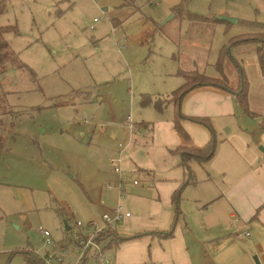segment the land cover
<instances>
[{
    "label": "rangeland",
    "instance_id": "374dc122",
    "mask_svg": "<svg viewBox=\"0 0 264 264\" xmlns=\"http://www.w3.org/2000/svg\"><path fill=\"white\" fill-rule=\"evenodd\" d=\"M3 3L0 26L15 59L0 73V264H26L29 250H55L46 264L74 263L76 220L89 232L88 219L99 224L103 212L126 206L132 193H164L163 182L182 177L180 161L173 164L161 145L162 133L153 138L156 120L174 117L166 98L185 80L180 69L215 74L224 57L233 78L232 60L243 66L262 44L244 40L264 34V11H254L259 0ZM219 14L240 20H213ZM118 154L121 197L111 164ZM198 165H191L195 176L205 175ZM62 246L68 252L58 262ZM83 264L98 261L88 257Z\"/></svg>",
    "mask_w": 264,
    "mask_h": 264
},
{
    "label": "crops",
    "instance_id": "0c3cea01",
    "mask_svg": "<svg viewBox=\"0 0 264 264\" xmlns=\"http://www.w3.org/2000/svg\"><path fill=\"white\" fill-rule=\"evenodd\" d=\"M259 1L261 6L254 7L256 14L264 11V0ZM261 43L264 51V41ZM244 57L243 66L232 60V68L237 73L231 79L225 72L227 59L224 57L216 73L206 75L225 76L234 89L244 81L250 114L231 90L204 83L191 86L182 97L180 107L170 100L175 110L172 119L156 120L152 137L155 142L162 133L161 145L167 147L169 157L173 154V164L179 160L183 167L182 153L177 147H201L212 138L207 125L183 118L182 124L190 136L185 140L173 126L172 120L179 110L188 117L208 118L217 139L216 151L201 164L195 159L189 162L191 166L195 161L203 165L201 170L207 171L202 176L193 173L192 182L183 184L190 177H185L188 173L183 167L182 177L163 182L166 183L164 193L137 191L127 197L123 206L133 213L116 230L121 236L134 237L105 248L106 252L114 249L109 255L111 258L131 264H264V151L259 148L260 145L264 148V74L257 50L253 57ZM129 138V143L131 138L134 142L132 130ZM180 185L183 188L175 204L172 194ZM171 227L174 228L172 235H160ZM244 231L250 234L238 236Z\"/></svg>",
    "mask_w": 264,
    "mask_h": 264
},
{
    "label": "trees",
    "instance_id": "16d2710c",
    "mask_svg": "<svg viewBox=\"0 0 264 264\" xmlns=\"http://www.w3.org/2000/svg\"><path fill=\"white\" fill-rule=\"evenodd\" d=\"M4 5L3 0H0V10L2 9V6ZM197 17H203V18H209L205 14H200V13H195ZM217 20V19H213ZM261 23L259 22L258 25ZM264 26V25H263ZM3 31H4V26H0V73L3 72L7 65L9 63H13V60L15 59V53L14 51L10 48V45L8 41L4 38L3 36ZM264 31V30H263ZM261 31V32H263ZM252 35V38H249L244 41H249V40H255L258 42H263L264 41V34L258 35L256 32ZM264 33V32H263ZM260 37V38H258ZM234 40L236 39H231V41L234 43ZM238 41V40H237ZM241 41V40H240ZM262 46H259L257 48V57L259 58V63H260V68L264 74V51L261 48ZM219 66H221V63H219ZM180 73L184 76L185 82L180 85L179 87L175 88L172 94L170 95V98L168 100H172L173 102L176 103L177 107H180L179 103L182 99V97L186 94V92L189 90L191 86L194 85H202L204 83H212L217 86H222L224 88H227L231 90L237 99V101L243 106L246 112L250 114L248 104L246 103V94H247V88L246 84L243 81L241 82L235 89L230 87L227 78L225 76H222L220 78H214L211 76H208L206 74H202L196 70H189V71H180ZM163 103L157 102V105L161 107ZM183 118H188L192 119L196 122H199L203 125H207L211 129L212 133V138L203 146L201 147H188V146H179L176 149L182 153V159H181V164L183 167L186 168L187 173L190 175L187 180L184 181L183 184L190 183L193 181V170L191 169V166L189 165V162L192 159H195L197 161L204 162L207 161V159L211 158L215 154V149L217 146V139L216 136L214 135V131L211 128V125L209 123L208 118L202 117V116H195V115H190L189 117L184 115L183 113L180 112V110L177 112L175 118L172 120L173 121V126L174 129L178 133H180L181 136L185 138V140H189L190 136L187 133L186 129L184 128L182 124V119ZM0 141H4V137L0 135ZM5 142V141H4ZM175 149V150H176ZM0 150H1V145H0ZM183 185H180L177 187V189L173 192L172 198L175 204L179 202V196H180V191L182 190ZM177 213H178V208H177ZM174 232V228L171 227L169 230H164L163 232H160L161 236H170ZM134 237V236H132ZM132 237H124L121 236L116 229H106V231L101 232V234L98 236V241L101 243V246L103 248L107 249L108 247H113V245H116L117 242L122 241L124 239H130ZM106 240V244L102 245V241ZM26 264H46L44 257L40 254H38L36 251L29 250L26 252Z\"/></svg>",
    "mask_w": 264,
    "mask_h": 264
},
{
    "label": "built area",
    "instance_id": "2783aa9c",
    "mask_svg": "<svg viewBox=\"0 0 264 264\" xmlns=\"http://www.w3.org/2000/svg\"><path fill=\"white\" fill-rule=\"evenodd\" d=\"M94 20H98V17H95ZM121 150L126 148L127 144H121ZM119 161V163H117ZM111 164L113 165L114 171L117 173V181H115L114 187H116L119 191V197L123 195L124 188L122 184L121 179V156L118 154V157H114L111 159ZM138 181L136 179L133 180V183H137ZM110 187L113 185L110 183ZM131 216L130 211L124 209L123 205L121 203H118L116 207L111 208L109 212H103L101 216V222L98 224V222L94 219H91L87 222V227L91 228L89 232L82 231L83 224L81 220L75 221V226L77 227L79 233L78 235L71 240L70 246L72 250H75L78 252L77 260L74 263H68V264H82L84 261L89 257L93 258L96 261H98V264H131L125 261H119L111 258L108 256V254L105 252V249L103 246H101V243L98 241V236L101 234V232L106 231V229H116L117 224L121 222L124 218ZM40 232H42L45 236V241L47 244L52 243L51 239V233L44 229L40 228ZM245 234L249 235V231L241 232L238 236ZM53 245V243L51 244ZM55 250L47 251L42 256L44 257L45 263L49 261L50 258H53ZM68 252V248L61 247V252L58 256L55 257V259L58 262L63 261V254Z\"/></svg>",
    "mask_w": 264,
    "mask_h": 264
},
{
    "label": "water",
    "instance_id": "95a60500",
    "mask_svg": "<svg viewBox=\"0 0 264 264\" xmlns=\"http://www.w3.org/2000/svg\"><path fill=\"white\" fill-rule=\"evenodd\" d=\"M216 19H223V20H228L230 21L231 23L233 22H237L238 21V17L236 16H229V15H226V14H219ZM260 149H262L264 151V148L262 145L259 146ZM255 260L257 261V257H255Z\"/></svg>",
    "mask_w": 264,
    "mask_h": 264
}]
</instances>
